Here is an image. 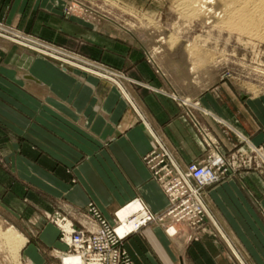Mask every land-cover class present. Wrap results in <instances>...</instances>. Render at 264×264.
<instances>
[{"label":"crops","instance_id":"1","mask_svg":"<svg viewBox=\"0 0 264 264\" xmlns=\"http://www.w3.org/2000/svg\"><path fill=\"white\" fill-rule=\"evenodd\" d=\"M63 8L61 0H0V22L102 61L133 83L121 88L69 74L0 41V221L27 239V264L54 262L52 250L68 249L43 217L60 205L76 216L94 202L111 223L137 197L164 211L167 197L144 160L156 142L181 169L216 153L234 155L237 135L264 149L262 115L257 121L225 84L188 96L205 112L199 118L213 141L206 146L185 109L167 95L179 89L168 63L166 80L144 45L76 23ZM206 203L210 220L202 230L181 226L174 239L155 226L133 234L125 248L134 263L264 264V176L241 170L210 190Z\"/></svg>","mask_w":264,"mask_h":264},{"label":"rangeland","instance_id":"2","mask_svg":"<svg viewBox=\"0 0 264 264\" xmlns=\"http://www.w3.org/2000/svg\"><path fill=\"white\" fill-rule=\"evenodd\" d=\"M61 1H63V12L66 18L76 23H80L87 28H92L102 33L114 32L123 40H132L144 45L146 48V57L148 62L154 67L156 73L163 75L166 80L167 74L163 71V67H165L164 62L168 63L169 65L166 68H168V71L172 76H176L175 80L177 81L179 89H175L176 91L174 90L171 94L167 95L174 99L180 107L185 109L186 118L190 121L194 130L202 138L206 146L209 147L213 145V141L210 133L204 128L199 118V115L204 114L205 112L202 110L198 102L191 101L188 97L191 91L201 92L208 88L216 89L220 85L225 84V87L228 88L231 95H236L243 101L249 114H252V111H254L257 121H261L260 114L262 115V120H264V108H262V105L264 104V45L257 43L252 44L247 42V40H245V42H241L239 41L238 35L220 30L217 26H215L216 23L214 21H216V19L211 18L212 14L205 17L192 15L188 17V14L186 15V13L184 14V12L177 9L175 0ZM209 4L208 7L212 10V8L216 6V1L214 0ZM203 19H206V22ZM209 20L212 21L209 22ZM0 29L4 31L2 32V30H0V33L8 38L16 39L13 36V33H21L32 40L41 42L42 44L64 53L65 55L55 58L54 56L46 55L38 49L27 47L24 44L16 42L10 43L8 40L2 38L3 36L0 37V41L20 47L24 52L31 54L34 57L49 60L55 63L66 73L71 74L79 71L83 74L99 78L111 84H117L109 78L115 77L121 86L125 83H133V80L129 78L125 72L115 69L102 61L90 58L78 51L51 43L4 22H0ZM189 43L192 44V46L195 45L194 47H198L199 50H202L204 53L214 55L216 60L212 63H199L195 60L189 59L190 48H187ZM31 45L34 46L32 43ZM63 59L72 63L75 62L76 59L86 61L85 63L89 62V66L92 64L91 66H94L98 72L106 77L89 73L78 67L76 68V66L70 64V62L63 61ZM84 65L86 66V64ZM254 104L257 107H260V110H253ZM236 137L241 143V146L237 152L234 153V155L227 157V159L222 154L216 153V155L210 156L206 162L191 164L187 166L186 169H181L175 163L182 171L187 170L191 166H206L212 168L213 164L217 165V167H214V170L217 171V180L214 183L201 186L199 181H193L196 189H202L200 194L207 209L208 206L206 198L208 196V192L212 189L218 188L230 180L236 179L241 170H254L264 176V158L262 156V154L264 155L263 147H258L252 144L251 139L247 136L246 139H242L240 135H237ZM254 148H257V150L260 151V154ZM161 150L162 147L160 148L156 142V148L149 155H147L144 160L151 172L152 180L156 181L160 185L167 197V208L159 213L154 212L141 197H137L125 207L133 204L137 200H140L150 212L152 218L159 217L163 219L164 214H166L165 212H167L171 206L170 200L164 191L161 181H159L158 177L154 176L151 165L147 160V157L152 154H160ZM168 162L169 164H173L170 160H168ZM94 210H98L101 216L105 218L99 207L94 202H90L84 210H81L79 212L80 215L73 216V213H70V209L68 207L60 205L56 207L53 212L48 214L44 213L43 217L49 223H52L58 228L59 241L63 243L61 241V227H63L65 221L68 222V225L72 223L78 229H87L91 231L97 230L95 223H92V221L95 220ZM120 210H118L114 215V223H111L106 218L105 219L112 225H117V223H120V218L117 216L119 215ZM134 216L139 217L140 214H133L130 218H134ZM262 217L264 219V211L262 212ZM57 219H64L65 221L63 224H60L56 221ZM206 220H210V216L206 212H202L199 217L190 222L183 221L177 223L173 220V217L167 216L163 222L158 219L133 234L140 233L144 229L151 226L161 227L168 236L169 234L167 230L171 226L175 227L178 231V228L181 226L190 230L199 231L202 230ZM9 227L13 228L9 225L5 226L0 221V228H2V230ZM133 234H131L122 245V249L128 255L129 253L126 250L125 245L127 240ZM169 237L174 239L178 236ZM67 248L68 249L66 251L52 250L51 257L54 259V262L46 261L44 264H59L60 253L67 252L69 247L67 246ZM0 264L27 263L24 262L22 252L19 261H16L9 256L8 248L5 245L0 244Z\"/></svg>","mask_w":264,"mask_h":264},{"label":"built area","instance_id":"3","mask_svg":"<svg viewBox=\"0 0 264 264\" xmlns=\"http://www.w3.org/2000/svg\"><path fill=\"white\" fill-rule=\"evenodd\" d=\"M13 36L19 38L17 32L13 33ZM25 37L28 38L27 36ZM29 42L30 45L31 43L34 44L32 41ZM41 48L48 51L45 47ZM41 52L46 55L54 56L50 54L53 53L50 50L48 53L45 51ZM62 55L65 54H58V56L54 57L59 58ZM85 62L86 61L76 59L75 62H70V64H73L76 68L79 67L80 69H84L89 73L104 76L98 72L94 66H91L92 64L89 66V62ZM84 64H86V66ZM109 78L114 81L113 78ZM115 80L117 81V79ZM158 145L160 148L162 147L160 154H152L147 157V160L151 165L154 176L159 178V181H161L164 191L170 200L171 206L169 210L165 212L166 214H164L163 219L159 217H153V219L150 212L144 206L140 213H135L140 214L139 217L134 216V218H127L128 223H136V229L124 234L118 232V229L123 223L120 217V223H117V225L114 226L103 218L98 210H94L95 220L92 221V223H95L97 230L93 231L78 229L72 223L68 225V222L64 219H57L56 221L60 224H63L65 221L63 227H61V241L69 247L67 252L60 253L59 264H66L67 260L74 258H78L80 264H134L129 255L122 249L124 241L131 234L138 232L146 225L158 219L163 222L167 216L173 217V220L177 223L183 221L190 222L199 217L202 212H205L203 199L200 194L202 189H196L193 181H199L201 186L214 183L217 180V171L214 170V167H217V165L213 164L212 168L206 166H191L187 170L182 171L175 162L171 160L166 149L160 143H158ZM168 160L172 161L173 164H169ZM170 228L173 227L171 226Z\"/></svg>","mask_w":264,"mask_h":264},{"label":"bare ground","instance_id":"4","mask_svg":"<svg viewBox=\"0 0 264 264\" xmlns=\"http://www.w3.org/2000/svg\"><path fill=\"white\" fill-rule=\"evenodd\" d=\"M212 1L214 0H175V4L177 9L184 12V14L186 13V15L188 14V17H190V15L197 17H205L209 14H212L211 18L216 19V21H214L216 23L215 26H217L222 31H228L231 34L238 35L239 41L241 42H245V40H247V42L252 44L257 43L260 45H264V0H215L216 6L213 7L212 10H210L208 4ZM203 20L205 21L206 19ZM211 21L212 20H209V22ZM17 35L19 36V38L17 37L16 39H14L8 38L7 36L2 35V33H0V37L3 36L2 38L8 40V42L10 43L16 42L24 44L28 47L45 51L46 53H48V51L50 50L53 52L50 54L54 56H58V54H63L57 49L51 48L45 44H42L41 42L32 40L30 38H26L22 34L17 33ZM29 41H32L36 46L30 45ZM189 44L187 45V48H190L189 59L195 60L199 63H212L216 60V57L214 55L204 53L202 52V50H199L198 47H194L195 45L192 46V44ZM41 47L47 48L48 51ZM63 61L67 62L65 59H63ZM113 79L114 81H116L115 78ZM116 83H118L119 87L122 88L119 81H116ZM240 136L242 137V139H246L245 136ZM157 141L160 142L159 140ZM254 149L258 151L257 148ZM258 152L260 154V151ZM262 156L264 158L263 154ZM143 207L144 205L140 201H136L135 203L120 210L119 217L123 221L122 225L118 229V232L120 234H124L128 231L136 229V223H128L127 218H129L135 213H140ZM204 208L205 212L209 215L208 209L205 207V205ZM167 232L169 236H176L178 234V231L175 227L168 229ZM0 244H3L8 248L10 257L15 259L16 261H19L21 257V252L27 244V239L22 236L19 232H17L14 228L9 227L5 230H2V228H0ZM66 264H80V262L78 258H74L67 260Z\"/></svg>","mask_w":264,"mask_h":264}]
</instances>
